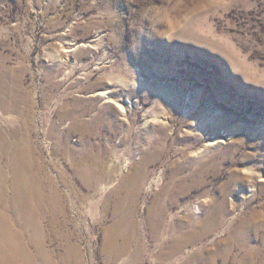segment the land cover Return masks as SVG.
<instances>
[{
  "label": "rangeland",
  "instance_id": "obj_1",
  "mask_svg": "<svg viewBox=\"0 0 264 264\" xmlns=\"http://www.w3.org/2000/svg\"><path fill=\"white\" fill-rule=\"evenodd\" d=\"M0 127L11 153L24 137L83 264H108L104 237L131 214L139 264H241L244 229L242 264H264V0H0ZM179 228L198 240L169 255Z\"/></svg>",
  "mask_w": 264,
  "mask_h": 264
},
{
  "label": "bare ground",
  "instance_id": "obj_2",
  "mask_svg": "<svg viewBox=\"0 0 264 264\" xmlns=\"http://www.w3.org/2000/svg\"><path fill=\"white\" fill-rule=\"evenodd\" d=\"M108 93L109 90L100 92L101 95L113 101ZM1 104L6 106L4 100ZM120 107L122 110L124 109V106L120 105ZM18 146L15 152H10L11 141L0 127V264H83L80 248L71 241V235L57 233L56 211L47 212L44 209L41 179L39 175H35L31 171L27 160L24 137L20 138ZM195 208L196 213L201 212L200 206L197 205ZM164 212V209L154 207L149 217V223L152 227H161L160 221L162 220L159 217L163 216ZM49 213L52 215L49 221L54 224V227L49 228L51 235L64 241L62 243L64 251L57 257L52 255L46 247V238L49 233L45 228V222ZM214 214H208L205 217L204 220L206 221L210 220V217L217 218V220L214 218L213 221H209V225L206 226L213 228L218 225L219 207L216 208ZM157 218L160 219L158 223L156 222ZM122 221L116 220L113 231L109 229L104 237V250L102 249V251L105 254V262L120 264L121 259L128 256V259L121 264H139L140 255L143 252V243L137 244V247L132 246L135 237L140 236L138 224L133 219L132 214L125 221L127 227L124 230L119 227ZM185 224L186 222H181L178 226L177 223H174V226H169V229L183 228ZM196 227L197 225L191 224V231ZM182 228H179L180 233L178 232L174 236V242L169 243L170 249L167 254H178L186 244L198 240L197 235L192 232L185 231V235H183L181 233ZM240 233L245 245L234 233L230 241V248L243 247L242 256L239 260L242 264L249 261L251 250H249L248 245L252 234L247 229L240 231ZM120 239H122L121 242H119ZM218 254L226 258L228 251H221Z\"/></svg>",
  "mask_w": 264,
  "mask_h": 264
},
{
  "label": "clouds",
  "instance_id": "obj_3",
  "mask_svg": "<svg viewBox=\"0 0 264 264\" xmlns=\"http://www.w3.org/2000/svg\"><path fill=\"white\" fill-rule=\"evenodd\" d=\"M165 16V10L157 5H150L145 10L144 13V20L145 23H147L150 27L154 23H159L160 20H162Z\"/></svg>",
  "mask_w": 264,
  "mask_h": 264
}]
</instances>
